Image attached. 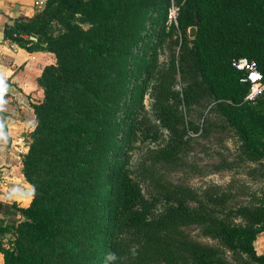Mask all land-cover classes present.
Segmentation results:
<instances>
[{
  "label": "trees",
  "instance_id": "obj_1",
  "mask_svg": "<svg viewBox=\"0 0 264 264\" xmlns=\"http://www.w3.org/2000/svg\"><path fill=\"white\" fill-rule=\"evenodd\" d=\"M155 1L141 0L140 7H152ZM58 2L92 21L114 24L125 7L140 0ZM176 3L179 8L173 26L182 34L195 25L196 15L199 17L197 34L192 38L199 84L219 101L220 113L235 129L244 152L252 158H264V113L244 100L250 84L233 66L235 59L247 57L256 61L264 77V0ZM57 12L8 26L10 38L19 44L33 42L28 38L34 33L32 23L45 15L46 19L59 16ZM79 31L59 43L57 64L46 66L38 78L44 97L35 107L36 126L22 156L23 175L35 193L27 206L0 201L6 218L5 223L0 218L2 264H231L219 257L214 247L188 238L182 229L192 224L200 225L201 233L215 239L220 247L236 252L233 255L242 264H264V255L255 248L264 230V192L228 209L218 205L227 201L225 197L209 200L208 193L207 200L196 206L179 202L156 214L147 205H136L140 188L126 181L120 170L124 137L120 134L132 116L123 109V99L111 100L110 89L101 95V85L89 72L92 62L111 55V47L108 41L91 39ZM34 43L40 44V39ZM122 75L121 69L117 76ZM124 89L132 92L136 86L128 84ZM120 91L123 98V86ZM124 101L127 104V96ZM262 102L264 92L258 99ZM112 106L111 119L104 111ZM164 112V122L174 126L171 112ZM109 166L111 174L100 175L99 168ZM119 171L123 174L120 178L116 176ZM75 208H90L93 213L82 218V214L72 212ZM238 217L243 221H237ZM93 218L98 224L89 227ZM4 234L12 236L8 246L2 239ZM109 253H114L115 259L109 260Z\"/></svg>",
  "mask_w": 264,
  "mask_h": 264
},
{
  "label": "rangeland",
  "instance_id": "obj_2",
  "mask_svg": "<svg viewBox=\"0 0 264 264\" xmlns=\"http://www.w3.org/2000/svg\"><path fill=\"white\" fill-rule=\"evenodd\" d=\"M42 1L39 13L58 11L59 14L49 19L45 15L44 19L32 23V36L40 39L36 47L50 57L49 65H56L59 60V43L79 34V30L91 39L106 40L110 44L111 55L92 62L89 72L101 85V95L110 89L111 100L122 102L123 99V109L132 116L120 134L124 136L120 170L126 181L140 188L136 205H147L156 214L179 202L196 206L207 200L208 193L209 200L212 196L225 197L227 201H219L218 205L228 209L247 203L253 195L263 194L264 158H252L244 152L235 129L220 113L219 101L199 84L192 38L188 31L182 34L173 26L179 8L176 0H163V3L156 0L154 6L144 9L140 7L141 0L131 3L114 24L92 21L82 13L67 10L58 0ZM121 69L123 75L119 77L117 72ZM128 84L136 86L135 91L126 92L124 87ZM124 96L128 97L127 104ZM251 106L264 113V102L257 101ZM120 107L121 104L117 105V109ZM114 109L112 106L104 112L112 119ZM164 111L171 112L174 126L164 122ZM26 141L31 143V138ZM20 172L24 177L22 167ZM99 172L105 177L112 169L100 167ZM123 174L119 171L116 176L120 178ZM26 182L29 188L24 198L7 200L29 205L35 188ZM72 212L84 218L92 215L93 210L75 208ZM0 218L6 222L2 211ZM94 220L89 227L98 224ZM236 220L243 221L240 217ZM182 231L188 238L214 247L217 255L227 262L242 264L235 259L236 252L220 247L215 239L203 235L200 225L192 224ZM9 238L12 236L4 234L5 246Z\"/></svg>",
  "mask_w": 264,
  "mask_h": 264
},
{
  "label": "crops",
  "instance_id": "obj_3",
  "mask_svg": "<svg viewBox=\"0 0 264 264\" xmlns=\"http://www.w3.org/2000/svg\"><path fill=\"white\" fill-rule=\"evenodd\" d=\"M36 0H0V200L21 199L29 188L21 174L22 156L27 152L29 133L35 129V107L43 101L38 83L50 57L34 42L19 44L10 38L8 26L33 18L40 12ZM27 38L26 35H21ZM27 144V145H26ZM264 255V230L255 241ZM3 258L0 254V264Z\"/></svg>",
  "mask_w": 264,
  "mask_h": 264
},
{
  "label": "built area",
  "instance_id": "obj_4",
  "mask_svg": "<svg viewBox=\"0 0 264 264\" xmlns=\"http://www.w3.org/2000/svg\"><path fill=\"white\" fill-rule=\"evenodd\" d=\"M34 4L40 7L43 4V1L36 0ZM233 66L244 73L243 80L248 81L250 84L244 100L249 104L257 102L264 92V77L259 70L256 61L247 57H239L233 61Z\"/></svg>",
  "mask_w": 264,
  "mask_h": 264
},
{
  "label": "water",
  "instance_id": "obj_5",
  "mask_svg": "<svg viewBox=\"0 0 264 264\" xmlns=\"http://www.w3.org/2000/svg\"><path fill=\"white\" fill-rule=\"evenodd\" d=\"M40 15H41V13L37 14V16H40ZM196 18H197V20H196L195 25L189 27V29H188V36L190 38H194L196 36V34H197V26L199 25V17H198V15H196Z\"/></svg>",
  "mask_w": 264,
  "mask_h": 264
},
{
  "label": "clouds",
  "instance_id": "obj_6",
  "mask_svg": "<svg viewBox=\"0 0 264 264\" xmlns=\"http://www.w3.org/2000/svg\"><path fill=\"white\" fill-rule=\"evenodd\" d=\"M107 258L109 260L115 259V254L114 253H109Z\"/></svg>",
  "mask_w": 264,
  "mask_h": 264
}]
</instances>
